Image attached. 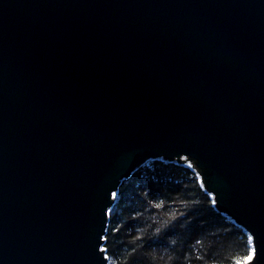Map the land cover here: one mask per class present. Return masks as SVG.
I'll return each mask as SVG.
<instances>
[{
  "label": "water",
  "instance_id": "1",
  "mask_svg": "<svg viewBox=\"0 0 264 264\" xmlns=\"http://www.w3.org/2000/svg\"><path fill=\"white\" fill-rule=\"evenodd\" d=\"M156 159L264 264V0H0V264H109L112 194Z\"/></svg>",
  "mask_w": 264,
  "mask_h": 264
},
{
  "label": "trees",
  "instance_id": "2",
  "mask_svg": "<svg viewBox=\"0 0 264 264\" xmlns=\"http://www.w3.org/2000/svg\"><path fill=\"white\" fill-rule=\"evenodd\" d=\"M116 196L104 243L109 264H234L251 248L184 163L150 160Z\"/></svg>",
  "mask_w": 264,
  "mask_h": 264
},
{
  "label": "snow or ice",
  "instance_id": "3",
  "mask_svg": "<svg viewBox=\"0 0 264 264\" xmlns=\"http://www.w3.org/2000/svg\"><path fill=\"white\" fill-rule=\"evenodd\" d=\"M189 167H191V165H189ZM203 187V185H201ZM112 198L115 200L117 198L116 194L113 193L112 194ZM155 207L159 208L161 207L160 204L155 205ZM248 243L249 245H253V237L249 236L248 237ZM108 249L105 248H101V252H107ZM105 260H108L109 257L105 256L104 257ZM257 259V249L253 246L249 249L248 253L242 258V259H236L234 264H255V261Z\"/></svg>",
  "mask_w": 264,
  "mask_h": 264
}]
</instances>
